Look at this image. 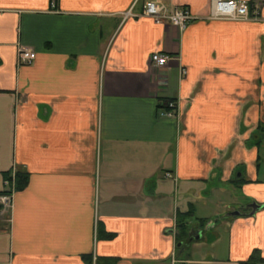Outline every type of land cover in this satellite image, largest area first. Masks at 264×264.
Here are the masks:
<instances>
[{"label":"crops","instance_id":"obj_1","mask_svg":"<svg viewBox=\"0 0 264 264\" xmlns=\"http://www.w3.org/2000/svg\"><path fill=\"white\" fill-rule=\"evenodd\" d=\"M154 1L200 20L156 23L142 16ZM210 2L0 0V193L16 167L29 176L8 227L0 208V264H172L190 204L189 262L221 258L227 233L223 264L264 258V209L251 208L264 205V8L207 21ZM171 100L178 117L159 118ZM210 209L219 221L197 230Z\"/></svg>","mask_w":264,"mask_h":264},{"label":"built area","instance_id":"obj_2","mask_svg":"<svg viewBox=\"0 0 264 264\" xmlns=\"http://www.w3.org/2000/svg\"><path fill=\"white\" fill-rule=\"evenodd\" d=\"M264 8V0L243 1V0H211L207 16L202 18L207 21H237L250 22L261 19V12ZM127 16H136L130 12ZM142 16L152 18L156 23L167 21L180 30H185L193 22L200 20L188 8H169L160 1L148 2L143 6ZM36 59V53L32 50L22 49L19 51L18 60L20 65H30ZM153 66L165 67L170 57L161 53H154L150 57ZM187 72L183 70V75ZM179 114L177 101H169L165 109L159 110V118L176 119ZM172 178V174H167ZM13 195L0 194V206L4 211L13 207Z\"/></svg>","mask_w":264,"mask_h":264},{"label":"trees","instance_id":"obj_3","mask_svg":"<svg viewBox=\"0 0 264 264\" xmlns=\"http://www.w3.org/2000/svg\"><path fill=\"white\" fill-rule=\"evenodd\" d=\"M166 104L163 105L164 108H166ZM256 135L258 137V141L256 142V144L260 146L262 141H264V126L262 125L259 126ZM28 179H29L28 174L22 173L21 170L18 167H16L8 174H6L5 176L6 187L5 190L0 194L12 195L19 191H22L28 185ZM195 217H196L195 208L191 204L189 205L187 210L177 211L176 226L174 229L176 242H186L191 240V235H190L192 231L191 222L194 221ZM198 224L200 227H204L206 225V221L200 219L198 220ZM108 237L111 238L112 236H108ZM84 259L87 261V263H89L91 262L92 257L85 256ZM102 261L103 263L101 264H118V260L113 258H108ZM241 264H264V258L260 256V253L258 251H255L247 261H244Z\"/></svg>","mask_w":264,"mask_h":264},{"label":"rangeland","instance_id":"obj_4","mask_svg":"<svg viewBox=\"0 0 264 264\" xmlns=\"http://www.w3.org/2000/svg\"><path fill=\"white\" fill-rule=\"evenodd\" d=\"M260 147V146H259ZM262 148V151H263V154H264V143H263V146L261 145ZM11 210L12 208L9 207V208H6L3 212L5 213V220L7 223H5L8 227L9 225V219H10V213H11ZM227 212L229 213L230 210ZM231 213V212H230ZM202 215H205L208 220L206 221V223H209L212 224V225H215L217 221H219V216H217L213 210H208V211H203L201 212ZM222 214H225V213H222ZM221 214V215H222ZM192 226V225H191ZM192 231L190 233L191 235V240L196 238L197 237V234H196V229L193 228L192 226ZM199 229V225H197V230ZM190 240V241H191ZM190 241H186V242H175V256H174V259L175 261L172 263V264H206L204 263L203 261V257L201 256H194L193 257V262H189L190 258L192 257L190 252L187 250V245ZM228 241H229V234H224V237H223V240L222 242H220L219 244V251H220V254H221V258H211V256L207 255V259L210 261V262H213V264H223L227 261V254H228ZM183 254V255H182ZM218 261H221L220 263Z\"/></svg>","mask_w":264,"mask_h":264},{"label":"water","instance_id":"obj_5","mask_svg":"<svg viewBox=\"0 0 264 264\" xmlns=\"http://www.w3.org/2000/svg\"><path fill=\"white\" fill-rule=\"evenodd\" d=\"M251 208H252V215H254L257 211L264 209V205H259L258 203L255 202L251 205Z\"/></svg>","mask_w":264,"mask_h":264}]
</instances>
